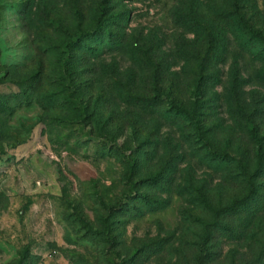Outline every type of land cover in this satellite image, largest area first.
Masks as SVG:
<instances>
[{"label": "rangeland", "instance_id": "rangeland-1", "mask_svg": "<svg viewBox=\"0 0 264 264\" xmlns=\"http://www.w3.org/2000/svg\"><path fill=\"white\" fill-rule=\"evenodd\" d=\"M238 3L264 27V0ZM227 10L0 0V264H264L262 68L232 33L220 61L206 52ZM171 101L234 163L204 159Z\"/></svg>", "mask_w": 264, "mask_h": 264}, {"label": "trees", "instance_id": "trees-1", "mask_svg": "<svg viewBox=\"0 0 264 264\" xmlns=\"http://www.w3.org/2000/svg\"><path fill=\"white\" fill-rule=\"evenodd\" d=\"M238 1L239 0H234V10L223 11L224 15H226L229 19H232L234 21V25L230 26L229 30H226V28H223V27L219 28L218 34L216 35H214V33L212 35L211 33L210 34L211 38H208V39H212V40L207 41V45L210 46L211 48L207 49L206 52L207 54L218 53L216 55V59L220 61V58L223 55L224 49H226V45L229 42L227 33H232L234 36L235 42H236V46L239 48L240 54L241 55L248 54L254 61H257L260 63V67L262 68V74L258 76L259 77L258 81L264 84V27L262 26L257 27L255 24L250 23V21L252 22L253 17L258 15V10L252 13L249 12L250 15H247V12L242 10L240 8L241 6L238 5L239 4ZM224 15H222L221 18H223ZM95 30L96 28L92 29V32H95ZM208 31H211V30L208 29ZM217 39H220V40H217ZM214 48H216L217 50L214 51L213 50ZM200 79L201 78L197 76V80L195 78V83L196 84L200 83L199 82ZM245 83H249L248 77H244L241 74H238V71L237 73H234V86H236L237 88V93L238 92L239 94L242 93L243 91L242 86ZM238 99H241V98H238ZM238 99L236 100V103L238 102ZM171 106H172L171 109L173 111L174 116L176 118L182 119L189 125V127L193 128L191 130V133H194V132L196 133L197 136L195 140H197L199 145L203 144V146L205 147L204 152L206 155L204 159L210 158L211 159L210 161L214 162L215 168L227 167L228 165H231L234 163L230 154H227L225 152L222 154L216 150L210 151L207 148L208 142L203 136L204 132L201 129L202 126L201 127L199 126L200 122L196 120L195 110H189L183 106H179L174 101L173 102L171 101ZM97 114H100L99 110L94 111V116L95 115L97 116ZM240 123L241 125H246L248 133L252 138H256L260 135L261 129L259 127V124H257L255 120H253L252 115L251 116L249 115L244 121H241ZM184 139L187 140L188 138H186L185 136ZM130 161L132 165H134L135 162H137V158L132 157V160ZM202 161H205V160H202ZM210 165H213V164H210ZM207 167H211V166H207ZM236 169H240V167L236 166ZM203 200L207 204L208 208L214 209L206 196H203ZM228 206H231V204ZM225 207L226 206L223 207L222 205L220 209H224Z\"/></svg>", "mask_w": 264, "mask_h": 264}]
</instances>
